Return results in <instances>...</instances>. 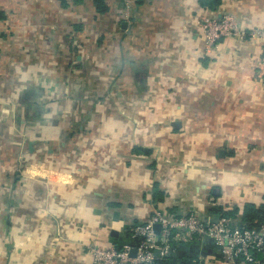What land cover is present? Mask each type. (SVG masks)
I'll return each instance as SVG.
<instances>
[{"label":"crops","instance_id":"0c3cea01","mask_svg":"<svg viewBox=\"0 0 264 264\" xmlns=\"http://www.w3.org/2000/svg\"><path fill=\"white\" fill-rule=\"evenodd\" d=\"M106 4L0 0V264H93L155 210L264 207L263 39L206 51L201 29L264 30V0Z\"/></svg>","mask_w":264,"mask_h":264},{"label":"built area","instance_id":"2783aa9c","mask_svg":"<svg viewBox=\"0 0 264 264\" xmlns=\"http://www.w3.org/2000/svg\"><path fill=\"white\" fill-rule=\"evenodd\" d=\"M201 29L206 51L214 49L222 38L251 37L264 42V30H247L230 14L220 18L204 17ZM262 69L264 71V44ZM157 225L159 232L155 229ZM130 232L132 242L120 248L89 244L93 264H158V259L172 253L174 244L187 246L205 239L212 241L223 264H264V223L259 228L248 229L223 214L212 223L195 213L168 215L155 210L147 221L132 225ZM133 250L135 255L131 256ZM156 250L160 251V258L156 257Z\"/></svg>","mask_w":264,"mask_h":264},{"label":"trees","instance_id":"16d2710c","mask_svg":"<svg viewBox=\"0 0 264 264\" xmlns=\"http://www.w3.org/2000/svg\"><path fill=\"white\" fill-rule=\"evenodd\" d=\"M84 0H76V2H82ZM138 4H142L146 0H136ZM93 3L96 6V10L98 13L103 14L108 11V6L106 4V0H93ZM200 4L202 6L208 7H217L221 4V0H200ZM154 192L158 197L159 201L164 200V195H161L157 192V187L154 188ZM223 215L234 219L237 216V210L230 211V212H223ZM238 222V221H237ZM240 225L248 228V229H255L259 228L264 223V207L257 208L253 204H246L243 211V216L239 220ZM130 229L125 233L122 240L117 241V248H120L124 243H131L130 239ZM219 254V253H218ZM221 258V256L219 255ZM261 257V256H259ZM158 264H206L204 261L200 259V257L194 253H189L187 250V246L182 245H173L172 253L169 255L158 259Z\"/></svg>","mask_w":264,"mask_h":264},{"label":"water","instance_id":"95a60500","mask_svg":"<svg viewBox=\"0 0 264 264\" xmlns=\"http://www.w3.org/2000/svg\"><path fill=\"white\" fill-rule=\"evenodd\" d=\"M115 218L116 219L118 218V214L117 213L115 214ZM218 219H219L218 216L213 215L209 221L212 222V223H214V222H217ZM155 229H156L157 232H159L160 227L157 225L155 227ZM110 236L112 238H115V239L119 238L120 240H122V237H120L119 232L117 230H112L111 233H110ZM134 255H135V251L133 250L131 252V256H134ZM155 255H156V257L160 258V251L159 250H156L155 251ZM260 258H262V256Z\"/></svg>","mask_w":264,"mask_h":264}]
</instances>
